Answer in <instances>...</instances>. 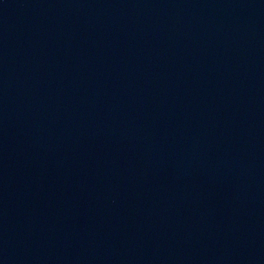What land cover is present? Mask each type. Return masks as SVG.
Here are the masks:
<instances>
[{"label": "water", "instance_id": "1", "mask_svg": "<svg viewBox=\"0 0 264 264\" xmlns=\"http://www.w3.org/2000/svg\"><path fill=\"white\" fill-rule=\"evenodd\" d=\"M0 264H264V0H0Z\"/></svg>", "mask_w": 264, "mask_h": 264}]
</instances>
